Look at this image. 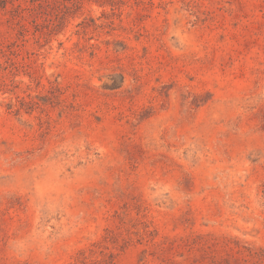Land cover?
Listing matches in <instances>:
<instances>
[{"label":"rangeland","instance_id":"374dc122","mask_svg":"<svg viewBox=\"0 0 264 264\" xmlns=\"http://www.w3.org/2000/svg\"><path fill=\"white\" fill-rule=\"evenodd\" d=\"M0 264H264V0H0Z\"/></svg>","mask_w":264,"mask_h":264}]
</instances>
